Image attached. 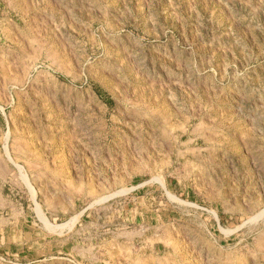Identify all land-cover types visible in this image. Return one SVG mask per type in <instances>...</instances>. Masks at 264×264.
<instances>
[{"label": "rangeland", "instance_id": "rangeland-1", "mask_svg": "<svg viewBox=\"0 0 264 264\" xmlns=\"http://www.w3.org/2000/svg\"><path fill=\"white\" fill-rule=\"evenodd\" d=\"M262 210L264 0H0V264H264Z\"/></svg>", "mask_w": 264, "mask_h": 264}, {"label": "bare ground", "instance_id": "bare-ground-1", "mask_svg": "<svg viewBox=\"0 0 264 264\" xmlns=\"http://www.w3.org/2000/svg\"><path fill=\"white\" fill-rule=\"evenodd\" d=\"M24 178H25V175H24ZM26 179V178H25ZM175 196V195H174ZM178 197H176V199H177ZM262 216H264V210H262L261 212H259L257 215H256V218H262ZM254 219V218H253ZM252 219V220H253ZM256 220V219H255ZM47 221V220H46ZM46 223H48V222H46ZM50 227V226H49ZM52 227V226H51Z\"/></svg>", "mask_w": 264, "mask_h": 264}]
</instances>
